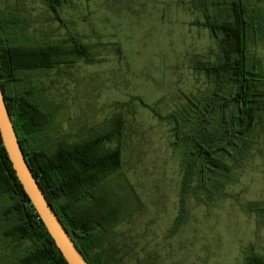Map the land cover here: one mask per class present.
I'll return each instance as SVG.
<instances>
[{
	"label": "rangeland",
	"instance_id": "1",
	"mask_svg": "<svg viewBox=\"0 0 264 264\" xmlns=\"http://www.w3.org/2000/svg\"><path fill=\"white\" fill-rule=\"evenodd\" d=\"M245 1L264 9V0ZM1 2L2 11L17 14L15 32L29 44L75 37L88 48L92 60L75 55L72 64L26 78L54 113L41 136L51 152L62 143L120 132L121 165L112 175L125 181L113 179L106 188L134 213L101 235L99 251L110 264H244L252 250L264 255V215L247 210L249 204L264 205V123L236 171L238 182L212 202L190 193L177 226L181 155L171 144L172 126L142 104L168 114L211 87L194 61H216L219 48L210 31L197 25L204 18L195 0H68L60 8L64 25L45 0ZM249 52L264 66V32L250 39ZM118 145L117 138L105 143ZM30 246L0 238V264H18Z\"/></svg>",
	"mask_w": 264,
	"mask_h": 264
},
{
	"label": "trees",
	"instance_id": "2",
	"mask_svg": "<svg viewBox=\"0 0 264 264\" xmlns=\"http://www.w3.org/2000/svg\"><path fill=\"white\" fill-rule=\"evenodd\" d=\"M68 0H45L64 25L60 8ZM202 11L198 26L207 28L219 48L214 62L196 57L195 69L211 87L188 97L178 111L162 114L143 103L159 119L172 126V147L181 155L179 226L186 215L187 196L203 193L214 201L226 185L238 182L236 171L249 157L255 135L264 123V66L249 52V41L264 32V9L245 0H195ZM17 14L0 10V82L25 157L42 190L89 264H110L100 252L101 235L110 232L134 211L120 204L107 190L121 165V137L101 134L73 145L46 148L41 136L52 125L54 113L41 99L40 88L26 74L72 64L75 55L87 60L88 48L75 37L52 44H29ZM14 30V32H12ZM117 138L115 148L105 143ZM56 154V155H55ZM117 178V179H116ZM117 183H113L112 185ZM113 187V186H112ZM250 213L264 215V205H247ZM0 238L13 243L29 242L18 264H68L31 204L2 142L0 134ZM244 264H264L254 250Z\"/></svg>",
	"mask_w": 264,
	"mask_h": 264
},
{
	"label": "water",
	"instance_id": "3",
	"mask_svg": "<svg viewBox=\"0 0 264 264\" xmlns=\"http://www.w3.org/2000/svg\"><path fill=\"white\" fill-rule=\"evenodd\" d=\"M0 134L19 182L65 261L68 264H89L42 190L25 157L6 104L1 82Z\"/></svg>",
	"mask_w": 264,
	"mask_h": 264
},
{
	"label": "flooded vegetation",
	"instance_id": "4",
	"mask_svg": "<svg viewBox=\"0 0 264 264\" xmlns=\"http://www.w3.org/2000/svg\"><path fill=\"white\" fill-rule=\"evenodd\" d=\"M1 1H2V0H0V10L2 11V8H1V3H2V2H1ZM3 12H4V11H3ZM11 13H12V12H11Z\"/></svg>",
	"mask_w": 264,
	"mask_h": 264
}]
</instances>
